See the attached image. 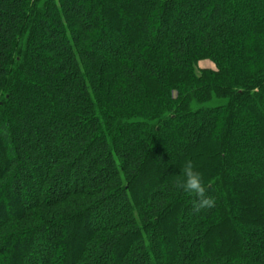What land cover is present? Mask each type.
<instances>
[{"label": "trees", "instance_id": "trees-1", "mask_svg": "<svg viewBox=\"0 0 264 264\" xmlns=\"http://www.w3.org/2000/svg\"><path fill=\"white\" fill-rule=\"evenodd\" d=\"M0 264H264V0H0Z\"/></svg>", "mask_w": 264, "mask_h": 264}, {"label": "clouds", "instance_id": "clouds-1", "mask_svg": "<svg viewBox=\"0 0 264 264\" xmlns=\"http://www.w3.org/2000/svg\"><path fill=\"white\" fill-rule=\"evenodd\" d=\"M175 187L195 197L192 203L194 213L215 206V199L208 195V189L203 182L202 174L196 170L193 161L190 159L184 162L181 169V178L177 179Z\"/></svg>", "mask_w": 264, "mask_h": 264}, {"label": "rangeland", "instance_id": "rangeland-1", "mask_svg": "<svg viewBox=\"0 0 264 264\" xmlns=\"http://www.w3.org/2000/svg\"><path fill=\"white\" fill-rule=\"evenodd\" d=\"M198 67L199 68H213V65L210 64L209 62L204 61V62L199 63Z\"/></svg>", "mask_w": 264, "mask_h": 264}]
</instances>
